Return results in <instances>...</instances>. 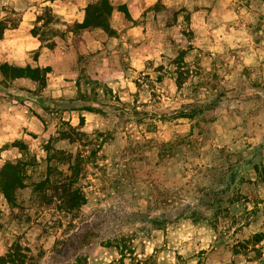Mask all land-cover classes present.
<instances>
[{"label": "rangeland", "instance_id": "rangeland-1", "mask_svg": "<svg viewBox=\"0 0 264 264\" xmlns=\"http://www.w3.org/2000/svg\"><path fill=\"white\" fill-rule=\"evenodd\" d=\"M120 13L115 54L92 65L82 55L76 71H60L63 83H52L58 73L44 88L0 78L10 137L0 140V166L20 156L15 140L35 158L17 205L0 193V254L18 242L31 264L121 255L127 264H264V0H157L136 20ZM114 14L110 25L120 22ZM63 29L59 21L40 32L49 43ZM131 50L146 57L133 63ZM80 115L78 137L69 125ZM62 130L77 140L59 139ZM46 143L79 162L75 186L86 202L73 212L31 191L46 173Z\"/></svg>", "mask_w": 264, "mask_h": 264}, {"label": "trees", "instance_id": "trees-1", "mask_svg": "<svg viewBox=\"0 0 264 264\" xmlns=\"http://www.w3.org/2000/svg\"><path fill=\"white\" fill-rule=\"evenodd\" d=\"M115 8L122 11L125 16L130 17L124 4L115 7L110 0H92L84 7L83 19L81 21L66 23V31L78 34L83 29L91 30L100 28L109 36H113L116 34V31L110 25V16ZM59 21V17L52 9L49 6H44L42 12L36 16L35 24L30 29V33L36 36L41 42H46L48 47H52L54 42L51 41L48 43L40 30L42 26ZM18 24V17L13 21L8 18L0 20V37L5 28H15ZM59 35L63 36L64 32H61ZM184 54L185 49H180L173 61L176 68L175 82L177 87H181L185 80V76L180 69ZM49 72V66L40 67L31 66L30 64L17 65L6 61L0 63L1 80L12 81L18 78H26L36 83L38 88L45 87L46 77ZM82 110L92 111V108L84 107ZM83 122L84 117L80 115L79 123L76 126L69 125L70 130L78 137L84 136L85 134L79 129ZM58 134L59 139H66L69 142H75L78 138L65 130L60 131ZM11 145L18 148L20 156L14 160L7 159L0 166V193L10 206L15 207L17 205L16 198L18 190L26 187L25 179L28 165L33 163L35 158L28 154L27 146L24 141L15 140L12 141ZM43 148L46 152V173L42 179L31 184V191L39 195L40 200L44 204H54L55 208L60 211L73 212L79 209L81 205L85 204L86 197L84 193L75 186L79 174L78 160L75 159L71 152L55 148L49 143H46ZM58 164L66 165L69 174H67L64 169H60ZM32 259L33 256L30 254V249L26 246H22L18 242L11 243L5 248L4 252L0 254V264H31L29 260ZM124 259L125 255H121L118 260L111 261L107 264H127Z\"/></svg>", "mask_w": 264, "mask_h": 264}, {"label": "crops", "instance_id": "crops-1", "mask_svg": "<svg viewBox=\"0 0 264 264\" xmlns=\"http://www.w3.org/2000/svg\"><path fill=\"white\" fill-rule=\"evenodd\" d=\"M90 1L92 0H0V6H4V9H11L19 18L17 27L5 28L0 37V63L6 61L17 65L30 64L31 66L40 67L49 66V73H58L59 75L55 76L56 80L52 82L54 85H58L62 82L60 78L66 75L63 73L64 71H76L77 66H82V60H80V57L82 59V55L88 60L89 64H95L97 62L95 59L97 55L104 51L115 54L116 50H113V46L115 43L116 45L120 44L121 40L124 38V35L120 34V29L123 28V26L126 25L125 22H127L121 19L123 16L116 8L112 11V16H115V12L118 13L120 22L117 23L112 21L111 26L118 33L114 36H109L100 28L91 30L83 29L77 34V43L74 44L73 39L75 34L63 29L64 35L61 36L58 34L53 36L50 40L54 42V45L48 47L46 42H41L36 36L30 33V29L35 24L36 16L44 6H49L59 17L61 25L66 27V23L81 21L83 19L84 7ZM156 1L157 0H110L114 6L120 4L126 6L131 19L130 21L136 20L143 8L148 7ZM5 18L9 19L7 12L0 9V20ZM128 26L129 25H127V27ZM134 27L132 23V29ZM33 53H37L36 57L32 56ZM129 54V58L133 63L138 62V60L142 62L143 59L140 58L146 57L144 50H131ZM93 67H96V65ZM60 71H63V74H60ZM25 79L26 78H18L15 80ZM49 85L48 83V86ZM2 114L0 113V117ZM8 135V131H4V127L0 125L1 144L10 138Z\"/></svg>", "mask_w": 264, "mask_h": 264}]
</instances>
